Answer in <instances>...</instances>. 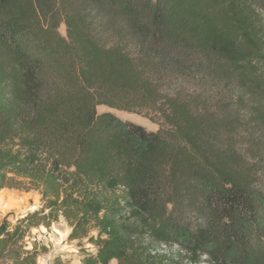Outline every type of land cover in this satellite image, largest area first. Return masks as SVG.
Masks as SVG:
<instances>
[{
	"label": "trees",
	"instance_id": "trees-1",
	"mask_svg": "<svg viewBox=\"0 0 264 264\" xmlns=\"http://www.w3.org/2000/svg\"><path fill=\"white\" fill-rule=\"evenodd\" d=\"M6 188L41 200L0 221L7 264L60 218L79 264H264V0H0Z\"/></svg>",
	"mask_w": 264,
	"mask_h": 264
},
{
	"label": "rangeland",
	"instance_id": "rangeland-1",
	"mask_svg": "<svg viewBox=\"0 0 264 264\" xmlns=\"http://www.w3.org/2000/svg\"><path fill=\"white\" fill-rule=\"evenodd\" d=\"M60 32L65 35L66 28L62 24ZM98 112H112L123 120H129L146 127L148 130L155 131L159 125L152 122L148 117L124 111L120 109L110 108L106 105L98 106ZM41 205L40 195L35 191H23L17 189L6 188L0 191V221L9 215L10 219L26 212L37 209ZM71 227L64 218H60L58 222L53 223L49 228L41 226L35 228L32 233L27 236L26 242L28 248H32L33 241H36L37 248L41 251L35 264H79V256L82 249L94 250V246L86 240H70L69 235ZM150 247V259L153 264H193L189 254L177 244H161L151 238L145 241ZM203 259H206L203 257ZM7 264L6 261H0ZM197 264H209L200 261Z\"/></svg>",
	"mask_w": 264,
	"mask_h": 264
}]
</instances>
